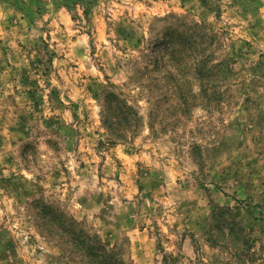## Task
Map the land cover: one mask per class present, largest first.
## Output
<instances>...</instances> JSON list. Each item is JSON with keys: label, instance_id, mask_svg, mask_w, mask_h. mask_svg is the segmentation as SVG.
Listing matches in <instances>:
<instances>
[{"label": "rangeland", "instance_id": "1", "mask_svg": "<svg viewBox=\"0 0 264 264\" xmlns=\"http://www.w3.org/2000/svg\"><path fill=\"white\" fill-rule=\"evenodd\" d=\"M68 219L124 264H264V0H0V264H82Z\"/></svg>", "mask_w": 264, "mask_h": 264}, {"label": "trees", "instance_id": "2", "mask_svg": "<svg viewBox=\"0 0 264 264\" xmlns=\"http://www.w3.org/2000/svg\"><path fill=\"white\" fill-rule=\"evenodd\" d=\"M110 104L112 101H109ZM117 115H115V122L122 125L125 131L135 130V123L138 121L137 115L133 114V108L127 106V104L116 105L113 107ZM128 126L127 130L126 127ZM134 127V129H132ZM53 218L51 217L50 221ZM51 222H55L52 220ZM67 225L62 227H68L67 243L71 246V255L76 254L80 258L82 264H124L116 253L110 251L105 243H103L98 237L92 239L83 238L82 235L71 230L70 227H77L78 225L71 219L67 220ZM62 229V228H61Z\"/></svg>", "mask_w": 264, "mask_h": 264}]
</instances>
